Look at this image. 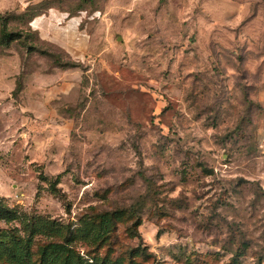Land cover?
Wrapping results in <instances>:
<instances>
[{
  "label": "rangeland",
  "instance_id": "374dc122",
  "mask_svg": "<svg viewBox=\"0 0 264 264\" xmlns=\"http://www.w3.org/2000/svg\"><path fill=\"white\" fill-rule=\"evenodd\" d=\"M105 1L77 62L0 0V264H264V0Z\"/></svg>",
  "mask_w": 264,
  "mask_h": 264
},
{
  "label": "crops",
  "instance_id": "0c3cea01",
  "mask_svg": "<svg viewBox=\"0 0 264 264\" xmlns=\"http://www.w3.org/2000/svg\"><path fill=\"white\" fill-rule=\"evenodd\" d=\"M43 1L53 2L54 0H34L33 3L39 4ZM66 1L67 4L63 8L50 5L51 7L42 11V14L37 16L30 25L39 34L42 41L58 46L72 60L84 62L91 49V37L82 24L85 23V14L91 16L94 11L92 8L78 9L71 7L77 0ZM79 2L77 1V3ZM120 3L122 5L123 2L119 0L105 1V6L97 9L96 14L100 15L102 20H108V17L112 15V11H115L114 6ZM69 85L67 84V86ZM39 89L42 90L41 84ZM41 90L39 91L41 92ZM54 93V90H50L49 93L46 90L43 97L33 96L28 101L26 113L36 116H47L48 110L52 108L51 106L55 99ZM34 111L36 112L34 113Z\"/></svg>",
  "mask_w": 264,
  "mask_h": 264
},
{
  "label": "trees",
  "instance_id": "16d2710c",
  "mask_svg": "<svg viewBox=\"0 0 264 264\" xmlns=\"http://www.w3.org/2000/svg\"><path fill=\"white\" fill-rule=\"evenodd\" d=\"M62 1H63L62 7H59V6H57V7L63 8V6L65 4H67L66 3L67 2L66 0H61V2ZM77 1H80L81 3L80 2L77 3ZM77 1H76L75 4H77L78 6L79 5H82V8H85L86 7L85 0H77ZM57 3H55V4H57ZM93 3H94L93 1H89V4H93ZM75 4H73V5H75ZM52 5H54V3ZM71 7H73V6L71 5ZM77 8L78 9H81L79 7H77ZM42 11H44V10H42ZM40 14H42V12H40L38 15H40ZM0 27H1V29H0V35H1L0 40L1 41H6V45L5 46L7 48L10 47L13 43H16V42H19L20 41L21 34L20 33H16V32H10V31H8L7 24L5 23V20H4V18H3V16H2L1 13H0ZM50 248H53L54 251H63L64 250V248H58L57 246H54V245H52ZM47 255H48L47 252H45L44 257H46ZM26 259H27V256H21V257L18 258L19 261H26Z\"/></svg>",
  "mask_w": 264,
  "mask_h": 264
}]
</instances>
